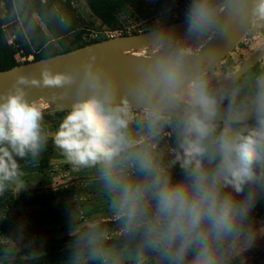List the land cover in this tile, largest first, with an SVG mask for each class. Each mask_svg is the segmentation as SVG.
Instances as JSON below:
<instances>
[{
	"label": "clouds",
	"instance_id": "1",
	"mask_svg": "<svg viewBox=\"0 0 264 264\" xmlns=\"http://www.w3.org/2000/svg\"><path fill=\"white\" fill-rule=\"evenodd\" d=\"M247 25L264 30V0H190L184 34L150 31L147 51L122 76L92 48L63 71L45 63L38 78L18 75L0 92V195L26 186L19 161L37 157L49 139L50 103L29 99L28 89L61 90L52 99L70 91L51 138L72 166L97 170L124 230L142 231L164 264H236L264 234L251 219L264 195V70L245 81L243 95L240 86L214 90L211 54L198 42ZM166 128L176 146L164 164L156 148Z\"/></svg>",
	"mask_w": 264,
	"mask_h": 264
},
{
	"label": "rangeland",
	"instance_id": "2",
	"mask_svg": "<svg viewBox=\"0 0 264 264\" xmlns=\"http://www.w3.org/2000/svg\"><path fill=\"white\" fill-rule=\"evenodd\" d=\"M54 1V27L57 33L62 35L64 31H69L68 37L77 44L107 40L109 31L114 32L116 37L125 34L132 36L183 20L190 3L188 0L183 5L168 11H156L151 16L149 13L154 11L157 4L171 3L173 0H139L119 12L118 29L112 31L102 26L90 10L87 0ZM13 15L14 23H18L19 29L24 32L17 6L14 7ZM5 17L4 4L0 0V25L10 41L14 36L4 22ZM78 32L83 33L81 41L76 39ZM93 35L98 38L93 39ZM49 36V44H54L60 50V41ZM263 42L264 30L252 27L233 52L208 73L212 87L229 79ZM205 43L206 39L198 43V47L202 48ZM48 47L37 54H48ZM16 57L20 63L35 59V55L23 57L20 53ZM262 62L264 65V59ZM246 80L244 78L225 91L240 86L243 95L247 91ZM47 111L44 127L49 132L48 144L37 157L19 161L21 180L26 186L19 192L16 186H9L6 192L12 195L0 196V264H84L96 260L103 264H164L160 256L146 244L142 231L124 230L123 220L117 217L112 208V195L97 170L72 166L56 148L51 134L65 112L54 116ZM49 115L52 117H47ZM132 127L139 126L134 124ZM175 146V135L169 128L161 134L156 148L164 164L172 160ZM41 163H45L44 168L38 167ZM172 171L177 179L183 175L179 166ZM127 174L133 176L135 172L130 169ZM251 219L257 230L264 228V195L258 198ZM89 240L94 242L85 243ZM54 241L67 246L53 248ZM94 246L98 248L76 253ZM236 264H264V234L258 231L253 245L237 259Z\"/></svg>",
	"mask_w": 264,
	"mask_h": 264
},
{
	"label": "trees",
	"instance_id": "3",
	"mask_svg": "<svg viewBox=\"0 0 264 264\" xmlns=\"http://www.w3.org/2000/svg\"><path fill=\"white\" fill-rule=\"evenodd\" d=\"M138 1L139 0H87V3L94 16H96L100 20L102 26L115 31L119 26V12L128 6L134 5ZM187 1L188 0H173L171 3L160 2L155 6L154 11L149 14H151L152 16L156 11L162 12L171 10L177 6L185 4ZM2 2L4 4V9L6 12L4 22L6 25H8V28L12 32V36H14V39L11 45L9 43V39L5 29L0 25V71L8 70L16 66L29 63V61L20 63L16 57L18 53H20L23 57L35 55L34 61H38L106 40H91L84 41L81 44H77L70 37H68L69 31H64L62 35L57 33L54 27V21L56 20L54 0H46L45 2H43L42 0H2ZM16 6L20 11L24 32L19 29L20 25L18 23H14L15 19L13 18V11L14 7ZM157 28L158 27H155L154 29ZM48 33L53 36L55 40L60 41V50H58L54 44H49L51 38ZM82 34V32H78L76 34V39L81 41ZM136 34L137 33H135V35ZM123 36L128 35L125 34ZM47 46H49L48 49L50 50V52L43 56H39L37 53L44 50ZM61 114L62 113H57L54 116H58ZM47 117H52V115H49ZM168 130L169 128H166L163 133L167 132ZM178 166L179 164H176L173 169ZM38 167L44 168L45 163L39 164ZM6 195H12V193L6 192L0 196ZM53 244H55L53 245V248L57 246L58 248H64L67 246L65 243L56 241H54ZM84 264L103 263L100 260H96Z\"/></svg>",
	"mask_w": 264,
	"mask_h": 264
},
{
	"label": "water",
	"instance_id": "4",
	"mask_svg": "<svg viewBox=\"0 0 264 264\" xmlns=\"http://www.w3.org/2000/svg\"><path fill=\"white\" fill-rule=\"evenodd\" d=\"M165 27L173 29L179 36H182L185 32V19L165 25ZM252 27L253 26L251 25H247L244 28L237 27L226 40H218L212 35H209L207 38H205L206 43L201 48V51L202 54H211V59L207 62L208 73L233 52V50L251 31ZM159 28L160 27L157 29ZM150 31L132 36H121L107 39L105 41H100L88 46L80 47L67 53H61L38 61H31L27 64L0 71V92L6 91L18 75L36 76L38 78L40 75V69L45 63L54 71H63L68 68L69 64L77 58L78 53L89 48L95 49L97 52L118 63L121 69H123V72L119 73V75L122 76L124 72L130 71V67L134 64L136 59L144 55L147 51V49L142 47V45L146 39L145 35H147ZM263 57L264 44L251 57H249L245 64L229 79L217 83L213 86V89L220 90L233 86L239 82L243 76ZM60 92L61 90L59 89H28L29 99L39 100L43 98L50 103L51 108L47 112L51 114L65 112L73 99L70 91L69 94L63 99H52L54 94L59 97ZM97 248L98 247L94 246L91 249H83L76 253H84Z\"/></svg>",
	"mask_w": 264,
	"mask_h": 264
},
{
	"label": "flooded vegetation",
	"instance_id": "5",
	"mask_svg": "<svg viewBox=\"0 0 264 264\" xmlns=\"http://www.w3.org/2000/svg\"><path fill=\"white\" fill-rule=\"evenodd\" d=\"M264 44V42L259 46V48L257 49V50H259L260 49V47L262 46ZM257 50H255L253 53H252V55L257 51ZM251 55V56H252ZM250 56V57H251ZM249 59V58H248ZM264 59V57L259 61V62H257L244 76H243V78L241 79V80H243L244 78H247V80H251L255 75H258L262 70H264V65H263V62H262V60ZM246 62V61H245ZM245 62L238 68V70L245 64ZM252 72V73H251ZM249 73H251L250 75H249ZM240 80V81H241ZM239 81V82H240ZM239 82H237L236 84H238ZM236 84H234V85H236ZM227 89V88H226ZM223 90H225V89H223Z\"/></svg>",
	"mask_w": 264,
	"mask_h": 264
},
{
	"label": "built area",
	"instance_id": "6",
	"mask_svg": "<svg viewBox=\"0 0 264 264\" xmlns=\"http://www.w3.org/2000/svg\"><path fill=\"white\" fill-rule=\"evenodd\" d=\"M115 37H116V35H115L114 32H111V31L107 32V38L111 39V38H115ZM92 38L93 39H97L98 36L97 35H93ZM9 43L12 44L13 40H10Z\"/></svg>",
	"mask_w": 264,
	"mask_h": 264
},
{
	"label": "bare ground",
	"instance_id": "7",
	"mask_svg": "<svg viewBox=\"0 0 264 264\" xmlns=\"http://www.w3.org/2000/svg\"><path fill=\"white\" fill-rule=\"evenodd\" d=\"M201 41H203V40H201ZM201 41H199L198 43H200Z\"/></svg>",
	"mask_w": 264,
	"mask_h": 264
}]
</instances>
